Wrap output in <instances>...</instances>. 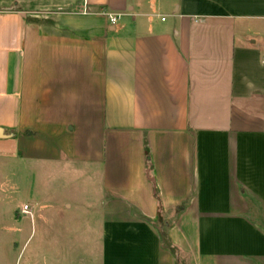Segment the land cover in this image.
<instances>
[{
  "label": "crops",
  "instance_id": "crops-1",
  "mask_svg": "<svg viewBox=\"0 0 264 264\" xmlns=\"http://www.w3.org/2000/svg\"><path fill=\"white\" fill-rule=\"evenodd\" d=\"M253 26L264 0H0V142L61 137L46 163L87 161L103 190L47 209L46 264H264Z\"/></svg>",
  "mask_w": 264,
  "mask_h": 264
},
{
  "label": "rangeland",
  "instance_id": "rangeland-1",
  "mask_svg": "<svg viewBox=\"0 0 264 264\" xmlns=\"http://www.w3.org/2000/svg\"><path fill=\"white\" fill-rule=\"evenodd\" d=\"M256 32L263 33L260 40H264V26H253L250 34ZM46 138L43 134L26 135L15 147L0 142V264H46L50 247L41 237L40 225L47 217V209L72 205L75 210L70 216H83V210L97 205L98 195L103 193L101 183L92 179L87 161L82 164L66 158L64 166L61 162L47 164L61 137L49 141ZM25 207L29 213H23ZM35 211L38 213L34 221ZM33 224H37L36 235H32ZM164 243L175 256L166 237ZM69 249L76 252V247ZM180 257L178 264H188L185 255ZM71 259L70 255L66 264H76Z\"/></svg>",
  "mask_w": 264,
  "mask_h": 264
},
{
  "label": "built area",
  "instance_id": "built-area-1",
  "mask_svg": "<svg viewBox=\"0 0 264 264\" xmlns=\"http://www.w3.org/2000/svg\"><path fill=\"white\" fill-rule=\"evenodd\" d=\"M108 18H109V20H110V23L113 24V25H114V24L117 22V20H118V18H117L116 16H114V15H109ZM263 62H264V59H263ZM23 213H29V209H28V207H25V208H24Z\"/></svg>",
  "mask_w": 264,
  "mask_h": 264
},
{
  "label": "water",
  "instance_id": "water-1",
  "mask_svg": "<svg viewBox=\"0 0 264 264\" xmlns=\"http://www.w3.org/2000/svg\"><path fill=\"white\" fill-rule=\"evenodd\" d=\"M1 138H8V136L3 134V130L0 129V139Z\"/></svg>",
  "mask_w": 264,
  "mask_h": 264
}]
</instances>
